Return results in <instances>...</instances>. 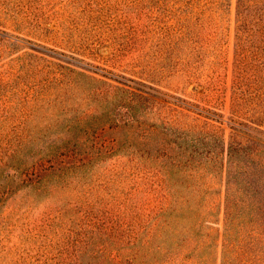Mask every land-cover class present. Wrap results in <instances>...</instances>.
<instances>
[{
  "label": "rangeland",
  "instance_id": "rangeland-1",
  "mask_svg": "<svg viewBox=\"0 0 264 264\" xmlns=\"http://www.w3.org/2000/svg\"><path fill=\"white\" fill-rule=\"evenodd\" d=\"M235 16L0 0V264H221L226 148L264 147V22L238 39ZM51 152L87 160L34 184ZM242 227L264 264V223Z\"/></svg>",
  "mask_w": 264,
  "mask_h": 264
},
{
  "label": "trees",
  "instance_id": "trees-1",
  "mask_svg": "<svg viewBox=\"0 0 264 264\" xmlns=\"http://www.w3.org/2000/svg\"><path fill=\"white\" fill-rule=\"evenodd\" d=\"M259 2L260 0H236L235 18L238 39L245 34L258 36L263 32L261 22H264V14L257 12ZM121 122L123 123V120ZM234 130L238 134L246 133L243 128H234ZM261 150H264V147L254 149L250 153L245 152L243 147L229 145L226 148L225 223L221 264H240L242 255L245 254L243 244L240 246L243 241L242 226L245 222L251 220L264 223V161L253 165L251 157L244 159L246 154L258 155ZM50 154L53 155L54 160L50 159L47 165H43L42 169L47 171L37 177L34 184H41L48 175L63 171L66 165L77 168L87 160L85 157H77L76 153L56 155L51 152ZM62 154L64 157H61ZM260 172L263 173L261 177L258 176ZM257 195L260 197L256 198ZM246 249L251 252V248L246 247ZM254 258L251 257L250 262H256L257 259Z\"/></svg>",
  "mask_w": 264,
  "mask_h": 264
}]
</instances>
